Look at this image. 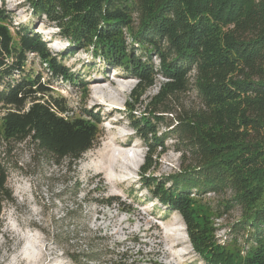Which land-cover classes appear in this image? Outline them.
I'll list each match as a JSON object with an SVG mask.
<instances>
[{"label":"trees","instance_id":"16d2710c","mask_svg":"<svg viewBox=\"0 0 264 264\" xmlns=\"http://www.w3.org/2000/svg\"><path fill=\"white\" fill-rule=\"evenodd\" d=\"M24 1L70 46L52 56L29 25H19L15 39L11 15L0 7V217L12 199L8 166L16 144L29 141L54 164L71 165L98 138L100 119L89 112L82 115L87 121L66 117L65 102L50 96L40 76L24 71L26 56L35 54L54 77L72 80L62 60L90 51L136 80V100L162 77L150 102L159 109L196 92L199 106L177 118L173 131L193 165L163 181L146 179L145 186L168 212L181 216L193 250L206 263L264 264V0ZM140 126L144 140L154 136L149 148L161 142L152 122L143 118L134 127ZM153 152L144 158L141 177ZM226 189L232 193L226 204L242 211L234 233H244V255L217 243L207 219L196 217L193 208L196 197ZM114 202L109 198L105 205ZM68 215L74 218V211ZM105 254L88 250L68 259L99 263Z\"/></svg>","mask_w":264,"mask_h":264},{"label":"rangeland","instance_id":"374dc122","mask_svg":"<svg viewBox=\"0 0 264 264\" xmlns=\"http://www.w3.org/2000/svg\"><path fill=\"white\" fill-rule=\"evenodd\" d=\"M0 7L11 15L15 39L19 25H29L52 56L69 48L59 29L44 17L36 19L24 0H0ZM26 57L24 71L40 76L50 96L65 102L66 117L87 121L82 115L89 112L100 123L94 147L71 165L67 160L54 164L29 141L15 145L7 181L12 199L0 217V264H72L69 254L88 250L106 252L99 263L89 264H208L193 250L181 216L168 212L145 186L146 179L163 181L193 165L188 148L173 131L177 118L199 106L196 92L180 95L159 109L150 102L164 81L160 76L136 100L131 97L136 80L90 51L62 60L72 80L54 77L35 54ZM152 62L158 67L154 56ZM96 85L103 90L94 92ZM143 118L153 123L155 137L161 139L152 149L154 136L144 140L140 135L145 128L134 127ZM149 149L154 151L150 167L141 177ZM231 195L227 189L207 193L195 198L193 208L196 217L207 219L217 243L244 255L249 247L244 233H234L242 211L226 204ZM109 198L115 202L108 206ZM70 210L74 218L69 217ZM177 241L179 245L172 248Z\"/></svg>","mask_w":264,"mask_h":264},{"label":"bare ground","instance_id":"6f19581e","mask_svg":"<svg viewBox=\"0 0 264 264\" xmlns=\"http://www.w3.org/2000/svg\"><path fill=\"white\" fill-rule=\"evenodd\" d=\"M44 26V25H43ZM118 85V84H117ZM94 92H97V91H100V90H103V87L101 86V85H96L95 87H93V89H92ZM98 105H100V104H98ZM176 240H178L177 238H175ZM179 245V242L177 241L176 242V244H175V246H172V248H174V247H176V246H178ZM170 251H172V250H170ZM170 253V252H169ZM185 256L187 255V254H184Z\"/></svg>","mask_w":264,"mask_h":264}]
</instances>
